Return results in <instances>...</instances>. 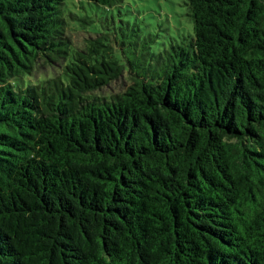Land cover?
Returning a JSON list of instances; mask_svg holds the SVG:
<instances>
[{
  "label": "trees",
  "instance_id": "1",
  "mask_svg": "<svg viewBox=\"0 0 264 264\" xmlns=\"http://www.w3.org/2000/svg\"><path fill=\"white\" fill-rule=\"evenodd\" d=\"M183 3L79 48L65 0H0V264H264V0Z\"/></svg>",
  "mask_w": 264,
  "mask_h": 264
},
{
  "label": "rangeland",
  "instance_id": "2",
  "mask_svg": "<svg viewBox=\"0 0 264 264\" xmlns=\"http://www.w3.org/2000/svg\"><path fill=\"white\" fill-rule=\"evenodd\" d=\"M65 4L79 18L73 22V30L70 32L74 44L79 48L84 46L88 36L86 32H89L94 25L99 29L109 25V29H113L125 27L123 22L126 21L137 22L144 31L158 35L159 41L167 42L171 38L179 40L183 35L192 34V22L183 0H125L121 5L107 10L88 4L86 0H65ZM86 17L93 22L88 23ZM41 66L46 72L48 68ZM125 86L123 85V88ZM120 88L122 89V85L119 83L110 85L103 94L121 91Z\"/></svg>",
  "mask_w": 264,
  "mask_h": 264
}]
</instances>
